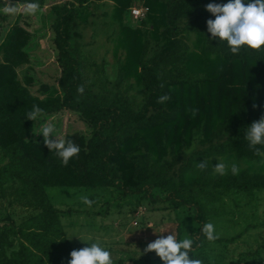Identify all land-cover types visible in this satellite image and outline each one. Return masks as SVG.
<instances>
[{
	"label": "trees",
	"instance_id": "16d2710c",
	"mask_svg": "<svg viewBox=\"0 0 264 264\" xmlns=\"http://www.w3.org/2000/svg\"><path fill=\"white\" fill-rule=\"evenodd\" d=\"M161 1L166 7V43L160 44L149 32L143 37L138 55L143 94L137 105L121 89L122 73L114 86L103 89L85 83L83 56L84 49L93 43L89 33L93 23L90 18L83 20L82 15L85 6H93V0H35L40 11L48 9V29L53 32L51 68L56 73L45 81L43 72L34 65L33 34L19 24L8 30L9 15L3 13L4 0H0V46L4 43L0 58V133L4 158L10 162L1 171L0 188L10 168H14L22 185L17 206L31 212L16 233L7 224L0 226V264H68L70 253L82 249L68 239L61 211L52 204L49 189L113 188L123 196L147 197L153 203L163 201L174 209L182 208L198 225L191 235V258H198L197 252L209 242L202 232L208 221L207 202L217 203L238 193H250L254 198L264 189V173L247 167L261 162L263 155H257L245 139L248 126L264 117V49L256 51L245 46L233 54L226 42L212 39L207 20L215 16L206 6L218 0ZM11 2L24 5L29 0ZM150 13L149 8L148 16ZM191 34L202 38L205 54L224 60L222 71H226L229 81L241 86L215 82L211 87L219 97L230 101L224 107V119L213 131L208 130L212 114L199 106L204 113L199 123L189 128L190 138L185 140L182 134L179 148L172 142L168 157L161 155L159 145L158 158L152 152L136 154L146 146L153 130L174 122L182 112L171 89L209 79L183 71L189 61L187 38ZM24 67L20 79L19 70ZM80 85L84 86L83 94L77 91ZM163 95L170 99L159 103ZM34 105L43 113L36 121L28 120L26 115ZM66 116L83 129L62 138L80 148L79 154L62 166L60 158L44 144V137L36 133L44 124L54 125L57 131ZM135 141L137 145L127 150ZM257 147L264 152V145ZM228 156L232 165L238 166L239 174H232V165L227 174H215V159ZM201 160L207 161V168L191 177L196 162ZM155 190L165 192L166 198H153ZM17 234L20 238L15 248Z\"/></svg>",
	"mask_w": 264,
	"mask_h": 264
},
{
	"label": "rangeland",
	"instance_id": "374dc122",
	"mask_svg": "<svg viewBox=\"0 0 264 264\" xmlns=\"http://www.w3.org/2000/svg\"><path fill=\"white\" fill-rule=\"evenodd\" d=\"M228 2L229 0H218L216 4ZM15 5L21 9L24 6ZM137 8H150L151 13L144 19L136 18L132 10ZM165 12L166 7L161 0H93V6H85L82 18H90L93 23L89 30L93 43L84 49L83 56L86 85L99 89L107 85L114 86L122 73L124 82L121 89L139 105L143 89L138 55L143 37L149 32L160 44L166 43ZM49 15L48 9L38 10L35 15H25L20 11L9 15L7 20L8 30L19 24L33 34L36 42L34 65L43 72L44 81L49 79V75L56 73L54 67L51 68L53 32L48 29ZM187 41L189 61L183 71L186 74L206 75L209 79L171 89L177 100L176 105L181 107L182 112L174 122L153 130V136L148 138L146 146L136 150V154L152 152L158 158L161 154L157 147L159 145L163 150L161 155L168 157L170 144L176 142L179 148L182 134L188 140L189 128L199 123L203 111L212 114L208 130L213 131L216 124L224 119V107L227 108L230 101L219 97L211 87L215 82L229 87L241 86L226 77V71H222V58L217 59L204 53V41L201 37L191 34ZM3 49L4 43H1L0 58L3 56ZM25 69L26 67L19 70L20 79H23ZM199 106L203 107V111ZM192 110H198L195 117ZM82 129L81 125L70 122L66 116L59 123L55 135L62 139L66 133L72 134ZM51 138L56 139L54 135ZM2 142L3 134L0 133V176L3 168L10 164L4 158ZM137 143L135 141L126 149H133ZM215 160L225 163L227 170L233 162L229 156ZM202 162L204 161L196 162L191 177L197 176L200 171L197 163ZM247 167L254 172L264 173V155L261 162L247 164ZM16 174L15 169L10 168L9 176L4 179L0 188V226L7 224L15 233L31 213L17 206L22 196V185ZM48 194L52 204L61 211L63 227L70 242L82 248L98 242L111 253L113 264H164L155 252L144 254L147 245L161 236L166 238L171 233L178 241L191 238L198 229L192 216L182 208L174 209L170 203L163 201L153 203V199L147 197L123 196L113 188L49 189ZM84 196L93 202L90 207L81 202V197ZM153 196L164 200L166 193L155 190ZM251 196L250 193L231 194L220 202L206 203L207 223H213L219 239L227 241L202 245L197 257L203 264H264V189L256 192L254 198ZM9 203L16 205L12 207ZM14 238L15 248H18L20 236L17 234ZM232 238L235 240L229 241Z\"/></svg>",
	"mask_w": 264,
	"mask_h": 264
},
{
	"label": "clouds",
	"instance_id": "9594fccd",
	"mask_svg": "<svg viewBox=\"0 0 264 264\" xmlns=\"http://www.w3.org/2000/svg\"><path fill=\"white\" fill-rule=\"evenodd\" d=\"M40 8L38 2L29 0L23 8L13 5L11 0H4L3 13L6 15H15L23 11L25 15H35ZM206 10L215 16V19L207 20L208 32L211 33L212 39H219L222 43L226 42L233 54H238L242 47L247 46L252 50L264 49V0H229L226 4L210 3L206 6ZM84 86L77 88L78 93H84ZM170 96L163 95L158 98L159 103H165ZM255 106V105H254ZM198 110H192L195 116ZM43 109L34 105L33 109L26 115V119L36 121L42 115ZM55 126L46 124L41 131L36 134H42L44 144L60 158L62 166H67L69 161L77 156L80 152L79 146L73 141H65L55 135ZM55 136L53 140L51 137ZM245 139L249 143V147L254 149L257 155H264V152L258 148V145H264V117L259 121L252 122L245 134ZM197 167L201 170L207 168V161L197 163ZM239 168L233 164L231 172L233 175L239 174ZM214 173L221 176L227 174V166L223 162H219L214 166ZM81 202L92 205V201L88 197H81ZM202 232L209 242H215L219 239L216 234L215 226L209 222L202 228ZM194 241L191 238L177 240L176 236L171 233L166 238L161 236L154 242H151L144 249V254L155 252L156 255L164 262V264H203L198 258H191L190 253L193 251ZM90 247L80 250H73L70 253L71 259L68 264H113L111 253L104 249L98 242L91 243Z\"/></svg>",
	"mask_w": 264,
	"mask_h": 264
},
{
	"label": "built area",
	"instance_id": "2783aa9c",
	"mask_svg": "<svg viewBox=\"0 0 264 264\" xmlns=\"http://www.w3.org/2000/svg\"><path fill=\"white\" fill-rule=\"evenodd\" d=\"M148 13H149V8H137L132 10L133 16L141 19H144Z\"/></svg>",
	"mask_w": 264,
	"mask_h": 264
}]
</instances>
